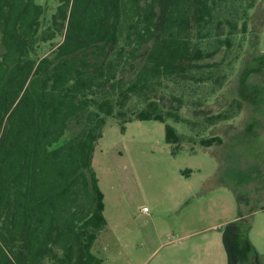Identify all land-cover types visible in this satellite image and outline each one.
I'll list each match as a JSON object with an SVG mask.
<instances>
[{
  "label": "trees",
  "instance_id": "16d2710c",
  "mask_svg": "<svg viewBox=\"0 0 264 264\" xmlns=\"http://www.w3.org/2000/svg\"><path fill=\"white\" fill-rule=\"evenodd\" d=\"M233 1L58 0L52 25L40 33L41 5L34 0H0V264H101L89 251L105 223L103 194L89 159L92 144L101 134L102 118L89 105L97 104L105 116L116 115L123 121L121 131L131 119L180 120L173 107L182 99L156 87L162 78L172 76L210 81L213 89L228 85L225 71L221 73L225 66L213 68L222 66L221 61H194L210 58L223 47L232 49L233 37L240 33L237 14L228 18L220 12ZM243 17L246 49L234 69L239 93L228 95L230 100L219 113L204 111V122L210 125L234 117L232 110L221 115L233 101L238 120L243 119L244 104L256 101L259 93L252 91L257 85L253 78H264V50L255 47L261 35L247 31L250 16ZM224 24L228 30L222 38ZM59 25L64 31L55 56L36 64L31 51L37 42L61 31ZM213 37L217 45L204 48ZM62 58L67 61L58 63ZM125 71H134V76L124 81L120 75ZM134 96L144 107L131 118L124 111L114 112L115 103L124 107ZM78 116L84 119L83 128L54 147ZM93 119L97 121L92 123ZM255 124L252 116L242 132L252 131ZM215 134L202 137L199 143L207 147L222 143ZM179 139L166 124V142ZM232 227L226 232L229 246Z\"/></svg>",
  "mask_w": 264,
  "mask_h": 264
},
{
  "label": "rangeland",
  "instance_id": "374dc122",
  "mask_svg": "<svg viewBox=\"0 0 264 264\" xmlns=\"http://www.w3.org/2000/svg\"><path fill=\"white\" fill-rule=\"evenodd\" d=\"M34 1L44 11L40 17L39 32L42 33L52 25L58 0ZM227 8L222 9L221 16L231 18L237 14L234 21L240 32L233 37L232 49L223 47L212 57L194 62L210 64L221 61L222 66L213 68L217 71L225 66L221 73L225 71L224 82H229L225 91L230 96L231 93H239V86L236 88L232 75L236 62H242L244 56H240L246 49V34L241 32L245 20L243 16H250L247 31L261 35L257 50H264V0H235L228 3ZM60 30L55 31L52 39L39 41L34 46L30 56L36 64L43 58L53 59L54 50L62 41L64 27ZM221 30V37L224 38L228 25L224 24ZM123 39L121 36L119 45H122ZM215 40L213 37L203 47L214 48L217 45ZM142 52L143 48L137 54L141 56ZM66 59L62 58L58 63H65ZM135 62L137 66L140 59ZM120 76L127 81L134 76V71H125ZM173 78H162L156 88L167 96L182 99L181 104L173 107L179 112L180 120L172 117H165L163 122L131 119L124 123L121 131L123 121L120 122L116 115L105 116L94 103L88 107L91 111H98L102 118L101 134L92 144L89 166L103 194L102 214L105 220L103 227L96 232L89 251L101 260V264H138L135 261L155 249L158 239L176 241L177 237L194 228L219 222L223 231L227 222L233 221L230 263L264 264V78H253L257 85L252 91L259 93L256 101L244 104L243 119L238 120L240 113L233 101L231 107L228 104L221 110V115L223 111L228 115L232 110L234 117L220 121L215 119L213 125L204 122L203 115L205 110L212 111L220 105L215 99L217 97L213 101L212 98L222 92V87L213 89L210 81L190 82L183 76ZM246 91L251 92L249 88ZM207 102L211 104L206 106ZM113 106L115 113L121 110L130 118L144 107L142 100L136 96L130 97L124 107L120 108L116 103ZM252 116H255L258 127L255 124L252 131L237 134L235 141L225 135L233 130L232 133L241 131ZM96 121L93 119L92 123ZM83 124L82 116L70 121L65 135L53 146L67 142L83 128ZM166 124L179 135L177 143L166 142ZM256 132L260 135H255ZM210 133L222 138V147L216 142L213 149L199 143ZM230 167L231 172H227ZM234 171L242 175L237 178L228 176ZM246 174L248 178H245ZM246 179L249 182L247 186ZM143 207L146 211L142 210ZM247 242L251 244V249ZM166 248L158 249L157 256Z\"/></svg>",
  "mask_w": 264,
  "mask_h": 264
},
{
  "label": "crops",
  "instance_id": "0c3cea01",
  "mask_svg": "<svg viewBox=\"0 0 264 264\" xmlns=\"http://www.w3.org/2000/svg\"><path fill=\"white\" fill-rule=\"evenodd\" d=\"M232 222H227V228L223 231L221 229L222 224L219 222L207 225L206 227L194 228L193 231L177 237L176 241L175 239L172 241H160L158 239L157 247L148 252L143 258L139 256L140 258L135 263L231 264V257L229 255L231 254V249L227 242L226 232ZM208 231H212V233ZM164 247L168 248H166L164 253L157 256L159 250ZM133 258L134 255L132 256V261Z\"/></svg>",
  "mask_w": 264,
  "mask_h": 264
},
{
  "label": "flooded vegetation",
  "instance_id": "af4514ba",
  "mask_svg": "<svg viewBox=\"0 0 264 264\" xmlns=\"http://www.w3.org/2000/svg\"><path fill=\"white\" fill-rule=\"evenodd\" d=\"M60 27H64V26H63V25H59V29H60ZM63 31H64V30H63ZM60 43H61V42H60ZM60 43H59V44H60ZM57 46H58V45H57ZM256 46H257V44H255V47H256ZM238 66H239V65H238ZM239 67H240V66H239ZM239 67H238V70H237L238 72L241 71V68H239ZM237 71H236V72H237ZM236 75H237V74H234V76H233V80H234L235 82H236V80H237V78H238V75H237V77H236ZM235 82H234V84H236ZM226 87H227L226 85L223 86V88L220 90V91H222V92H221L220 94H217V96H216V97H217L216 99H218L219 104H220V105H218L217 109H215V111H217V113L220 112V109H221V107H222L223 105H225V102L230 100V98H229L228 95H227V94H228V93H227L228 91H225V90L227 89ZM219 95H220V96H219ZM228 121H229V120H228ZM232 121H233V120H232ZM234 121H235V120H234ZM229 122H231V120H230ZM231 123H232V122H231ZM244 127H245V126H244ZM244 127L242 128V130L244 129ZM66 130H67V129H66ZM242 130L239 131V132H236V131H235V133H232V132L234 131V130H233L232 132H230V133H228V134H225V135H227V136L230 138V140L232 139V140L235 141V136H236L237 134H238V135H241L240 132H242ZM65 133H66V131H65ZM65 133H64V135H65ZM242 133H243V132H242ZM256 134H257L258 136L260 135V134L257 133V132L255 133V135H256ZM64 135H63V136H64ZM63 136H62V137H63ZM62 137H61V138H62ZM59 140H60V139H59ZM226 143H227V141H226ZM217 144L220 145V147H222V146H223V141H222V143H217ZM213 145H214V143H213L211 146H208V147H211V149H213V148H212ZM207 152H208V151H207ZM210 154L212 155L213 153L210 152ZM226 168H227V167H226ZM227 170H228L227 172H231V167H230L229 169H227ZM232 172H233V171H232ZM241 175H242V174H240V173H239V174H235V171H234V173H230V174H228V176H233V177H235V178H237L236 176H241ZM248 176H249V175L246 174L245 178H248ZM243 177H244V176H243ZM230 178H231V177H230ZM244 182H246V185H245V183H244L245 186H247V185L249 184V182H248L247 179H246ZM228 188L230 189V187H228ZM232 228H233V227H232Z\"/></svg>",
  "mask_w": 264,
  "mask_h": 264
},
{
  "label": "built area",
  "instance_id": "2783aa9c",
  "mask_svg": "<svg viewBox=\"0 0 264 264\" xmlns=\"http://www.w3.org/2000/svg\"><path fill=\"white\" fill-rule=\"evenodd\" d=\"M142 210H143V211H146V208H145V207H143V208H142Z\"/></svg>",
  "mask_w": 264,
  "mask_h": 264
}]
</instances>
